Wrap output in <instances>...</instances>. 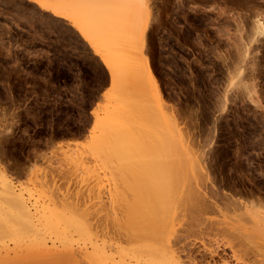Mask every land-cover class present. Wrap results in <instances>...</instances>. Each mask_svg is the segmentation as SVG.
Here are the masks:
<instances>
[{"label":"rangeland","instance_id":"374dc122","mask_svg":"<svg viewBox=\"0 0 264 264\" xmlns=\"http://www.w3.org/2000/svg\"><path fill=\"white\" fill-rule=\"evenodd\" d=\"M58 8L0 0V171L37 226L48 212L74 213L116 241L127 209L156 199L157 175L182 169V195L199 178L198 163L221 198L264 200V0H63ZM104 59L122 61L118 84ZM177 203L168 213L175 249L191 248L198 264H264L257 225L232 221L230 211L249 250L203 258L202 243L214 236L190 229L207 221L189 209L182 220ZM207 216L221 222L218 213ZM41 228L36 237L26 228L1 232L0 264H64L44 253L50 243ZM223 235L217 239H231Z\"/></svg>","mask_w":264,"mask_h":264},{"label":"bare ground","instance_id":"6f19581e","mask_svg":"<svg viewBox=\"0 0 264 264\" xmlns=\"http://www.w3.org/2000/svg\"><path fill=\"white\" fill-rule=\"evenodd\" d=\"M34 1H36L37 4H39L40 6L44 7V9L51 8V11L55 14L60 12L58 7H59V4H62V2H63V0H34ZM60 8H62V7H60ZM62 15L65 16V14H63V13H62ZM70 18H71V21L73 22V24H72V25H74L73 27H76V28L78 27L77 30L80 29V27H79L80 24L78 26V22L76 21V19L74 20V18H72V17H70ZM97 54H98V52H97ZM121 63H122V61L120 63H114L113 61H110L107 59L103 60V64L105 65V67H106V69L110 75L111 82L113 84H118V82H119L118 75L120 72H122L121 67L123 66L122 65L123 63L122 64ZM130 67H129L128 71L129 70L132 71L131 69L134 66L132 67V65H131ZM123 71H125V70H123ZM147 73L148 72H146V75H147ZM144 74H145V71H144ZM148 80H149V78H148ZM154 81L152 80V85H153ZM169 113H170V111H169ZM94 114H97V113H94ZM168 118L171 119L170 116H168ZM164 119H166V118H164ZM172 121L174 122V120H172ZM173 126L176 127L177 125H173ZM173 126H171V127H173ZM173 130H176V128L174 129V127H173ZM177 130H179V129L177 128ZM179 132H180V130H179ZM178 135H179V133H178ZM181 138H179L180 141H182ZM180 147H181V145H180ZM162 148L163 147H161V149ZM183 150H184V148H183ZM158 153H160V152H158ZM150 155H152V154H150ZM171 155L174 156L173 154H171ZM159 156L161 157V154H159ZM154 157H155V155H154ZM164 158H165V156H164ZM168 158H169V156H168ZM170 158H171V156H170ZM172 158H171L172 162H173V160H176L174 158L172 160ZM150 159H152V158L150 157ZM154 160H157V158ZM160 162H163V161L160 160ZM164 162H166V161H164ZM169 163H170V160H169ZM178 163L180 164L181 162H178ZM201 163H203V162H201ZM143 164H144V162H143ZM176 164L174 165V168H175ZM161 165H163V164L161 163ZM171 165H169L170 170H171ZM200 165L201 164H199V163L197 164V168H198V172H199V174H198L199 178L197 180H194L193 185L191 187H189V189L187 191L182 192V195L179 191L180 190L179 188H178L179 190H178L177 194H175V191L177 190L176 187H178L180 182L183 181L182 178L184 177L183 173H180L183 171L181 169V166L179 167V169H181L180 172L176 168L178 170V172L175 173L174 172L175 169H173V167H172V173H169L170 174L169 176L166 175V174H168L167 172H166V174L163 173L165 175H161V174L157 175L159 177H157L158 179L155 180V181H157V184H158L157 185L156 199L154 200L152 198V199L143 200V202L140 201L141 203L138 202L136 205V206L139 205V207H137V208L134 207L135 208L134 209V208H132L133 207L132 206V207H130L131 209L128 208L129 211L127 209L128 214H127V212H125L127 217L125 216L124 220L122 219L123 224H121L122 222L119 223L120 221H117V226L116 225L114 226V229L116 227L117 228L119 227L118 228L119 230H117V228H116V230L119 231V232H117V234L118 235L120 234V236H121V237H119L117 235L119 237V238L117 237L118 241L116 240V241L111 242V240H113L111 238H110L111 239L110 241L106 240L107 238H105V237L102 238V236L104 234L100 235L99 233L98 234L101 236V239H98L97 231L95 232L94 228H92L91 225L87 224L80 216L75 215V217H73L74 213L73 214L71 213L69 217H66V215H64V213H62L63 214L62 215L61 213H55L56 211H54V214H52V212H50V213L48 212V214H46V216L50 214L49 216H47V217L44 216L46 218L41 217L42 219H44L43 224L41 223V226H42L41 232L42 231H44V232L41 235H44V233L47 234L48 241L50 243V246H48L49 248L47 247V245H45L46 248H48L49 250L45 251L44 253L47 252L48 253L47 256L49 255L48 256L49 258H54V260L58 259V260L64 262V264H78V263L79 264L80 263H83V264H184L180 255H178L179 251L182 252L184 250V251H186L185 254L188 253V255H185V257L188 258V260L186 259L188 262L186 264H198L197 261H195L194 257L191 255V252H192L191 248H187L184 245L181 246L180 250L174 248L175 242H179V236L176 237L175 235L172 234V225L171 224H173L172 223L173 221L170 220L171 218L169 219L168 215L170 214L169 213L170 208L175 203L178 204L177 202H179V205H177V206L182 207V210L180 209V211H182L181 216H180L182 220L184 218V211L189 209V211H194L197 218L204 219L207 221V223L206 222L202 223L203 225L199 224V226L196 228L197 230L195 229L196 231L193 228L190 229V233L198 232V234H206L208 236L210 234H212L214 236L213 237L214 238L213 244L206 245V244L202 243V248H201V251L199 254H201V256L203 258H208L211 260H214V257L222 258L221 256L225 252V249L229 250L233 254V258H234V252L236 250H239V249L249 250L248 245L245 244V242L241 238L242 236L240 235L241 233L243 234L245 232V230H244V232H240V234H239V229L241 230L242 228L238 227L239 229L237 230L236 229L237 227H235L236 225L235 226L233 225V227H230L232 225L229 222L230 220L227 221L229 217H227L226 215H227L228 211H230V212H232V214L229 212L230 217L233 215L234 217H236V219H238V221H240L242 218H246L247 220H249L251 222L252 221L255 222V224L253 223L254 226L257 225L254 227L255 230L259 231L261 233L260 234L261 236H264V216L262 215V213L264 212V200L260 197H255L254 199H251V201H249L250 203L247 202V204H244L240 197H235L232 194H226L221 198V196H219L218 193L216 194L217 191L215 190V186H214V183L212 182L213 181L212 178L210 177L211 178L210 179L208 174H207L208 171L204 169V168H206V166H204V164H202V167H201ZM162 167L164 168V166H162ZM164 169H163V171H164ZM160 170H161V168H160ZM165 170H167V167ZM170 170H168V172H171ZM177 170H175V171H177ZM0 173H1V177H0V199L3 202V205L5 204L7 207L4 209L3 205L0 204V209H1L0 210L1 211V213H0V233L6 232V230L10 231L11 229H14L15 233H13V234L18 235V233H20L21 231L24 234L23 231H25V228H26L29 231V232H27L28 234H30V232H31L32 235H30V236H33L35 234L34 236L36 237V234L39 233L37 229L41 227V226L39 227L36 225L38 223H36L34 219L37 217H34V214H33L34 212H32V209L30 208L29 204L27 203V200H25L24 196L21 193H19L21 191L17 192V190L15 189L16 187H14L12 185V183H10V181H8V179H7L8 176L6 177V175H5L4 171H2V169H1ZM159 173H161V172H159ZM178 173H179V176H178ZM155 174H157V172H155ZM180 174H182V176ZM180 178H181V180H178ZM184 179H185V177H184ZM207 183L209 184L208 186H207ZM207 188H209L208 191H206ZM214 190L216 192H214ZM179 193L181 196L179 195ZM214 196L215 197L219 196V198L215 199ZM176 199H177V202H176ZM217 200H221L222 206L219 204V202ZM174 201H175V203H174ZM70 209H71V207H70ZM70 209H69V211H70ZM47 211H49V210H47ZM208 213H218L219 215H222L221 220H220L222 223L221 222L215 223V222L209 221L211 219L208 220V218H209L207 216ZM41 215H43V214H41ZM169 216L171 217L172 215H169ZM76 217H80V218H76ZM222 217H224L225 219H223ZM226 217H227V219H226ZM234 217H231L230 219H232V221H233V220H235ZM239 218H241V219L239 220ZM217 219H219V218L217 217ZM115 220H117V219H115ZM213 221H214V219H213ZM198 222H196V223H198ZM226 222H229L230 225ZM120 227H121V229H120ZM91 229H93V230H91ZM93 231H94V233H93ZM236 231H238V232H236ZM25 233H26V231H25ZM91 234L92 235L94 234V235L92 236ZM223 234H227L228 236H230L231 239H225L224 241H222L223 239L221 240L218 238L219 240H221V241H219L217 239V236L223 235ZM245 234H246V232L244 233V235ZM247 234H248V232H247ZM108 235L109 234H107L106 236H108ZM75 236L77 238H74ZM13 237H14V235H13ZM47 237H45V238H47ZM113 238H115V237H113ZM121 238L124 239V243H127V245H125V244H124V246L121 245V243H122L120 241ZM17 239H18V237H17ZM75 240H77L76 246L73 245L76 243ZM78 240H80L81 243H78ZM74 241H75V243H73ZM45 242H46V240H44V244H45ZM192 245L193 244L191 243V246ZM246 254H249V252L247 251ZM234 261L237 262V264H252L246 260L241 261L237 257L235 258ZM209 262L210 261H207L206 263L210 264ZM220 264H229V263H228V261L223 259L222 262L220 261ZM253 264H255V263H253Z\"/></svg>","mask_w":264,"mask_h":264}]
</instances>
